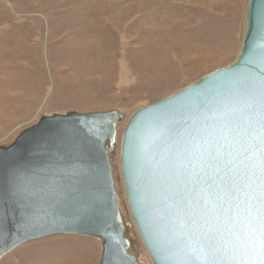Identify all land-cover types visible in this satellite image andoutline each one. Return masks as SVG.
I'll return each mask as SVG.
<instances>
[{
  "label": "water",
  "instance_id": "obj_1",
  "mask_svg": "<svg viewBox=\"0 0 264 264\" xmlns=\"http://www.w3.org/2000/svg\"><path fill=\"white\" fill-rule=\"evenodd\" d=\"M262 76L264 0H249L243 46L233 64L128 117L120 143L123 186L155 264H184L201 233L215 236L222 264L256 259L248 211L255 156L243 155L252 140L232 131L228 113ZM123 119L118 110L44 116L0 146V257L28 241L80 234L102 239L101 264H140L131 252L111 163ZM193 137L198 176L189 178L182 153ZM216 151L221 163L201 171L200 153ZM209 194L203 212V204L193 202Z\"/></svg>",
  "mask_w": 264,
  "mask_h": 264
},
{
  "label": "rangeland",
  "instance_id": "obj_2",
  "mask_svg": "<svg viewBox=\"0 0 264 264\" xmlns=\"http://www.w3.org/2000/svg\"><path fill=\"white\" fill-rule=\"evenodd\" d=\"M248 3L0 0V146L12 144L44 116L122 113L111 156L120 210L131 224V252L140 264H155L124 191L125 124L135 110L233 64L243 45ZM102 251L98 237L56 234L9 250L0 264H101Z\"/></svg>",
  "mask_w": 264,
  "mask_h": 264
},
{
  "label": "snow or ice",
  "instance_id": "obj_3",
  "mask_svg": "<svg viewBox=\"0 0 264 264\" xmlns=\"http://www.w3.org/2000/svg\"><path fill=\"white\" fill-rule=\"evenodd\" d=\"M228 115L233 117V128L237 136L251 137L252 142L244 148V158L248 159V153L252 152L255 160L252 161L251 176L254 177L252 200L254 203L249 207V223L251 225L249 233L253 244L252 251L256 254V259L250 264H264V76L259 81L254 82L251 91L246 92L239 101V107H234ZM196 139L193 137V144H186L183 149V158L187 161L185 171L188 177L198 176L192 170V160L195 155L192 151L195 147ZM201 171L205 167H215L220 160V152L200 153ZM231 161H228L230 163ZM211 187V186H210ZM212 199L211 194L202 201L193 203L203 204V212H207L208 202ZM192 224H196L194 216H190ZM200 241L196 248L189 249L187 259L184 264H222L224 255L223 249L216 244L215 236L208 233L200 234ZM243 264H249L244 261Z\"/></svg>",
  "mask_w": 264,
  "mask_h": 264
},
{
  "label": "bare ground",
  "instance_id": "obj_4",
  "mask_svg": "<svg viewBox=\"0 0 264 264\" xmlns=\"http://www.w3.org/2000/svg\"><path fill=\"white\" fill-rule=\"evenodd\" d=\"M198 4V3H197ZM246 21V20H245ZM243 40H244V38H243ZM243 46V45H242ZM241 52V51H240ZM184 55V54H183ZM185 55H187V54H185ZM174 57V56H173ZM239 57V56H238ZM238 59V58H237ZM115 176H116V178H115V182H116V191H117V195H118V199H119V203H120V199H121V195H120V192L118 191V177H117V175H116V172H115ZM120 209H121V205H120ZM129 227H131V224H129Z\"/></svg>",
  "mask_w": 264,
  "mask_h": 264
}]
</instances>
